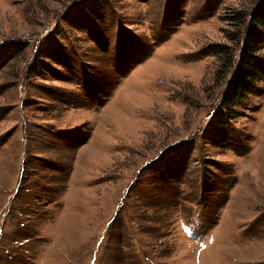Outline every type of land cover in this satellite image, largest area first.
I'll return each mask as SVG.
<instances>
[{
  "label": "rangeland",
  "instance_id": "rangeland-1",
  "mask_svg": "<svg viewBox=\"0 0 264 264\" xmlns=\"http://www.w3.org/2000/svg\"><path fill=\"white\" fill-rule=\"evenodd\" d=\"M257 2L0 0V264H264Z\"/></svg>",
  "mask_w": 264,
  "mask_h": 264
},
{
  "label": "trees",
  "instance_id": "trees-1",
  "mask_svg": "<svg viewBox=\"0 0 264 264\" xmlns=\"http://www.w3.org/2000/svg\"><path fill=\"white\" fill-rule=\"evenodd\" d=\"M236 20L240 24V31L236 37V45L239 48L238 62L234 63L233 60L228 64L229 72L232 68L235 71L231 72L233 77L224 92V105L234 104L235 100L246 98L253 92L261 76V62L256 54L264 42V0H258L253 11L238 12L237 16L229 21L234 24ZM5 52L3 59H11V51Z\"/></svg>",
  "mask_w": 264,
  "mask_h": 264
}]
</instances>
